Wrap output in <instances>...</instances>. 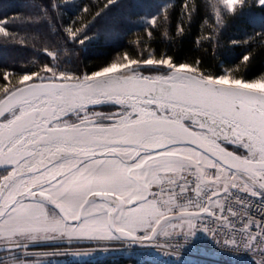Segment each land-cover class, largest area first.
<instances>
[{"label":"snow or ice","instance_id":"snow-or-ice-1","mask_svg":"<svg viewBox=\"0 0 264 264\" xmlns=\"http://www.w3.org/2000/svg\"><path fill=\"white\" fill-rule=\"evenodd\" d=\"M222 4L233 16L251 7L249 0ZM252 4L264 9V0ZM0 33L7 35L4 27ZM68 33L73 41L87 39L82 29ZM122 60L82 75L46 65L43 77L32 72L11 88L0 87V236L14 248L39 231L147 241L175 218L169 215L174 209L191 224L212 212L215 188L227 193L238 182L245 191L252 185L251 195L264 202V73L206 75L187 63L177 66L170 56L132 59L125 53ZM96 107L116 110L89 111ZM202 192L208 203L199 212L176 202L191 203L192 194ZM192 228L189 243L196 236ZM224 235L225 247L249 249L258 241L246 231ZM257 254L253 264H264V249Z\"/></svg>","mask_w":264,"mask_h":264},{"label":"trees","instance_id":"trees-1","mask_svg":"<svg viewBox=\"0 0 264 264\" xmlns=\"http://www.w3.org/2000/svg\"><path fill=\"white\" fill-rule=\"evenodd\" d=\"M107 4L108 0H0V27L7 33H0V87L15 86L24 74H41L46 65L90 74L125 53L132 59L170 56L177 65L187 63L206 75L233 69L237 78L264 73V9L252 0L250 8L235 16L215 0H114L106 9ZM70 27L84 30L87 39L79 35L73 41ZM56 264L164 263L117 251Z\"/></svg>","mask_w":264,"mask_h":264},{"label":"built area","instance_id":"built-area-1","mask_svg":"<svg viewBox=\"0 0 264 264\" xmlns=\"http://www.w3.org/2000/svg\"><path fill=\"white\" fill-rule=\"evenodd\" d=\"M208 195L211 196V192H208ZM176 202L184 204L185 208L189 207L197 211L201 204L208 203L203 192L200 197H196L193 193L191 203H185L183 200ZM211 210L209 214L200 215L194 220L192 224L193 231L196 232V236L192 238L194 243H189L185 239L190 233L154 235L150 233L152 238L147 241L133 242L126 238L106 241L121 244L128 255L138 260H152L164 264H176L182 261L203 264H253L254 260L259 261L260 256L257 252L264 249V243L258 242L264 241V228L260 227L264 217V202L260 201V197H253L251 192L229 187L227 193L224 190L221 192L218 205L211 203ZM179 211L180 209L176 208L173 213ZM239 231L250 232L251 236L258 238V241H252L253 247L249 249L236 248L232 245L225 247L223 243L226 239L225 232L234 236ZM215 232H219L220 235L214 240ZM153 251H158L160 254Z\"/></svg>","mask_w":264,"mask_h":264},{"label":"rangeland","instance_id":"rangeland-1","mask_svg":"<svg viewBox=\"0 0 264 264\" xmlns=\"http://www.w3.org/2000/svg\"><path fill=\"white\" fill-rule=\"evenodd\" d=\"M215 1L219 6L223 7L222 0ZM121 62L126 63L127 61L122 60ZM143 74L155 76L160 73L145 71ZM40 75L43 77L46 74L42 72ZM19 78L16 83H18ZM115 110L116 109L113 108L96 107L94 109H90L89 111L108 113ZM248 187L249 190L247 192H251L253 190V186L249 185ZM237 188L245 191L243 184L240 182H238ZM223 190V187L215 188L218 196L214 198V201L212 202L213 205H218L220 203V196ZM46 207L49 211V219H52V206ZM187 208L189 209V212H198L193 208ZM197 217H194L191 220V224H189L188 220L183 223H179V219H174L175 224H172V228H164L169 230L162 231L157 234L190 233V228ZM55 218L58 219L59 216L57 215ZM181 224L185 225L183 229L179 228V225ZM18 243L21 246L19 248H14V245L10 243L6 237L0 236V260H3L4 264H56L65 260L95 258L117 251H122L125 254L128 253L127 250H124L119 243H111L106 240L97 241L95 239L88 238H69L66 234L62 235L60 232L52 231H39L32 233L30 236L20 239ZM153 252L160 254L158 251Z\"/></svg>","mask_w":264,"mask_h":264},{"label":"crops","instance_id":"crops-1","mask_svg":"<svg viewBox=\"0 0 264 264\" xmlns=\"http://www.w3.org/2000/svg\"><path fill=\"white\" fill-rule=\"evenodd\" d=\"M187 209V211H189V209L188 208H186ZM199 212V211H198ZM169 215H173L175 218H173V219H171L169 222H167V223H164V222H162V224L160 225V226H158L157 227V231H156V233L155 234H157V233H159V232H162V231H168L169 229H164V228H172V224L174 223L175 224V220L174 219H179V223H183L184 221H187V218H185V219H181L178 215H176L175 213H169ZM183 224H181V225H179V228L180 229H183L184 228V226L185 225H183ZM159 230H161V231H159ZM192 230H193V228H192Z\"/></svg>","mask_w":264,"mask_h":264},{"label":"water","instance_id":"water-1","mask_svg":"<svg viewBox=\"0 0 264 264\" xmlns=\"http://www.w3.org/2000/svg\"><path fill=\"white\" fill-rule=\"evenodd\" d=\"M38 82V81H37ZM44 82H48L47 80H45ZM57 82H60V81H57ZM27 83H32V81H29V82H27ZM26 86V85H25Z\"/></svg>","mask_w":264,"mask_h":264}]
</instances>
